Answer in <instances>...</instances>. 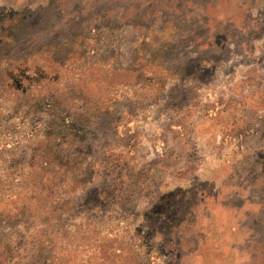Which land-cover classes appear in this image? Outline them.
Returning a JSON list of instances; mask_svg holds the SVG:
<instances>
[{
    "label": "rangeland",
    "instance_id": "rangeland-1",
    "mask_svg": "<svg viewBox=\"0 0 264 264\" xmlns=\"http://www.w3.org/2000/svg\"><path fill=\"white\" fill-rule=\"evenodd\" d=\"M0 264H264V0H0Z\"/></svg>",
    "mask_w": 264,
    "mask_h": 264
}]
</instances>
